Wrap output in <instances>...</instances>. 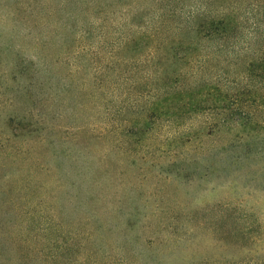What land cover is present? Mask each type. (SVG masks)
Listing matches in <instances>:
<instances>
[{
  "label": "rangeland",
  "instance_id": "1",
  "mask_svg": "<svg viewBox=\"0 0 264 264\" xmlns=\"http://www.w3.org/2000/svg\"><path fill=\"white\" fill-rule=\"evenodd\" d=\"M204 11L239 23L236 50L180 51L177 83L176 58L157 69L137 42L110 64L115 39L187 40ZM263 53L264 0H0V264H264V106L231 128L205 94L249 101L231 93ZM177 92L206 108L170 102L139 136Z\"/></svg>",
  "mask_w": 264,
  "mask_h": 264
},
{
  "label": "trees",
  "instance_id": "2",
  "mask_svg": "<svg viewBox=\"0 0 264 264\" xmlns=\"http://www.w3.org/2000/svg\"><path fill=\"white\" fill-rule=\"evenodd\" d=\"M207 11H204L203 14L205 17L199 22H195L192 24V26L189 29V32L192 33V37L188 38L187 40L183 39H170V40H162L164 44L160 45L158 40L154 37H148L147 39H136L129 38V37H121L117 38L114 41H112V50L109 52V61L110 64L115 65L113 61H119L118 60V52L122 49L128 48L130 44L137 42L136 47H139V51L143 50V46L146 45L147 47V53H145V57L142 58L143 63H153L154 66H157V69H160V61L161 57L159 56L161 53L165 51L170 52L171 55H173L176 60L178 61L179 67L177 69H174V72L176 73V77L173 81V83L180 82V77H182V74H187L186 71H182L181 65H186L194 63V58L188 59L187 57H179L178 53L184 50H187L185 53H191L188 55H192L194 52H202L205 51L204 54L209 55H217L221 52H226L228 49L236 50V41L238 42V39L235 38H229L231 34H234V32L239 28V23H233L223 15H211L210 17H207L206 15ZM141 28V27H140ZM178 28V27H177ZM235 36V35H234ZM154 41L158 42V46H152L151 43H154ZM214 44V47L212 48L210 45ZM229 51V53L232 52ZM140 54V53H138ZM184 56V55H183ZM204 61L206 60V57H203ZM125 63H129L130 61H127L124 59ZM165 62V61H164ZM248 74L254 75V78L252 82L251 87H253L251 90L248 89V87H236L232 91V98L235 100L238 98H243L245 96L249 97V101L243 102L242 99L238 103L235 102L234 105L229 106L228 104H225V100L228 98L226 92H223L220 88H214L208 89V91L205 92L206 95H214L216 97V101L214 104L210 105L211 107L215 108L212 110L216 112V115L220 117V124L223 126H230L232 127H242V128H250L252 127V123L254 122L253 114L255 111V108H258L259 106H264V103L257 102V99H260L259 97L263 94L259 93L258 89H264V86L262 83H264V53L258 55V57H255V59H250L247 61L245 68ZM178 85H175L173 87H177ZM175 90H180L179 88ZM174 90V91H175ZM204 90H201L198 94L199 97L203 95ZM189 92H177L175 95H172L169 93L168 97H165L162 101H155L153 105H150L146 109L144 108L142 112H144V117L142 118L143 121H141V124H139L140 127L136 128L137 133L141 134L139 136H142L147 131H149L156 123V120L162 116V115H172L174 112L170 109L171 103L177 101L176 107H178V110H180L179 115H191L192 113H202V110L206 108L207 104V98L201 99L198 101H192V100H185V96H188ZM190 99L196 98L195 93H191ZM263 97V96H262ZM242 100V101H241ZM253 107V108H252ZM237 111V113L235 112ZM204 112V111H203ZM209 111L206 113L208 114ZM32 113L28 112L25 113V115L21 116L22 120H32L31 117ZM37 125V121L27 123L24 128L26 130H35ZM217 125H212L209 127V131L207 133L211 134L213 132L212 129L215 128Z\"/></svg>",
  "mask_w": 264,
  "mask_h": 264
}]
</instances>
